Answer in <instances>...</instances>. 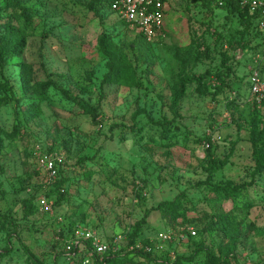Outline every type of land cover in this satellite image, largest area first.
I'll use <instances>...</instances> for the list:
<instances>
[{
    "label": "rangeland",
    "instance_id": "rangeland-1",
    "mask_svg": "<svg viewBox=\"0 0 264 264\" xmlns=\"http://www.w3.org/2000/svg\"><path fill=\"white\" fill-rule=\"evenodd\" d=\"M91 1L0 0V37L23 31L9 40L0 69V85L8 81L21 99L22 128L10 138L14 103L0 90V264L66 263L76 230L104 241L119 262L127 255L124 264H207L209 254L264 264V176L253 175L249 137L253 116L264 130V108L248 85L253 67L264 74L261 36L215 0L211 9L204 0H167L163 32L147 42ZM18 6L36 15L27 28L16 21ZM103 35L117 46L134 43L136 55L125 53L141 89L103 83ZM196 46L208 56L182 67ZM226 67L221 83L216 75ZM37 85L46 87L42 98L31 94ZM78 103L102 116L92 122ZM161 121L172 127L154 124ZM36 153L59 159L56 179ZM212 160L223 165L209 176ZM226 185L245 189L225 198L215 189Z\"/></svg>",
    "mask_w": 264,
    "mask_h": 264
},
{
    "label": "trees",
    "instance_id": "trees-1",
    "mask_svg": "<svg viewBox=\"0 0 264 264\" xmlns=\"http://www.w3.org/2000/svg\"><path fill=\"white\" fill-rule=\"evenodd\" d=\"M115 1L116 0H92L91 5L93 6L105 5L109 9H111V6L115 3ZM211 3L212 1L210 0L203 1V4L207 9H211ZM215 4L217 8H220L228 13H232L237 15V17H240V21L247 23V25H251L253 29H255L257 34L260 35L258 31L259 16L257 15V13L250 14L247 8H241L236 2H230V1L225 2L222 7H218L217 1L215 0ZM18 10L19 13L15 17L16 21L17 23H22V28H27L32 18H34L36 15L30 8H20L18 6ZM22 32H23L22 30H17L15 31L14 33L15 35L13 36H10L8 38H3L4 36L0 37V69H3L5 67V59L7 55L4 54V51L9 46V40L20 37L22 35ZM143 40L145 41L144 38ZM135 48L136 47L134 43L117 46L111 42L110 38L107 35H103L99 38L98 49L101 55L103 56V58L106 60V69H107V73L103 77L104 84H120L134 89L142 88L141 80L136 79L133 73L132 66L125 53V51L127 50L128 53L130 52L133 56H135L136 55ZM186 54L187 56L184 57V60L181 62L182 67H184L187 62L191 61L193 63H197L202 59L206 58L208 56V49L206 47L203 51H199V46H196L195 49H190L189 47H187ZM137 62H139V60H137ZM230 72L231 69L229 67H226L223 74L216 75L217 80H219L221 83H224L225 78H228L230 76ZM141 73L146 78V82H147L146 88L148 87L151 88L152 85L150 83V80L148 79V76L150 74L149 67H147L146 69H142ZM260 73L263 74L261 70ZM205 77L206 75H203L200 78L203 79ZM45 89L46 87L37 85L31 90V94L42 98L43 90ZM0 90L6 91L9 96V99L14 103V114L16 119V125L14 127V132L10 135V138H16L17 134L21 133L22 131L20 119H19V109H18L21 103V99L17 98L15 94L12 92V88L9 85L8 81H4L2 85H0ZM220 92L221 90L217 94H219ZM78 106L83 112L87 113L90 116L92 122L94 123L98 118L102 116L99 107L90 108L85 104H79V103ZM154 124L163 129L172 127V123L167 121L155 122ZM118 127H119L118 125H112L111 128H118ZM129 130L130 132L137 131V129L135 128L133 129L129 128ZM249 131H250L249 132L250 143L252 147V158L254 161L253 175L256 174V175L264 176V150L261 149V146L264 143V130H258V120L255 118V116H253L251 119V123L249 125ZM216 165L217 167H215ZM222 165L223 164H218V162L216 161L213 160L210 161V164L206 168L207 172L209 173V176L213 173L215 168H221ZM243 189L245 188L241 186L231 187L226 185L223 188H216L215 190L218 192H222L225 198H230V197H238L239 195L241 196ZM173 207H174L173 204L165 205L166 212H168L169 214L171 213L173 214L174 213ZM163 212L164 211H162V213ZM173 216H175L174 218L176 219L178 218L179 215L175 213ZM229 222L230 221L227 216H221L219 223L223 226L222 230L227 231L229 229ZM186 236L191 237L188 232H186ZM89 247H90L89 243L84 242L77 249H74L72 252L75 254V256L74 258H72L71 262L77 260L78 264H81L82 260L85 257L89 256L90 263L93 264H124L125 262L130 263V261L127 259V255L123 256V262H119L117 255H114L113 253H108L104 255L100 260L99 257H97L96 255L89 254L88 252ZM79 250H80V254L78 253ZM228 258L229 257L227 256L226 258L221 259L209 254L207 255L206 261L207 264H231L230 259ZM63 264H69V262L68 261L66 263L63 262Z\"/></svg>",
    "mask_w": 264,
    "mask_h": 264
},
{
    "label": "built area",
    "instance_id": "built-area-1",
    "mask_svg": "<svg viewBox=\"0 0 264 264\" xmlns=\"http://www.w3.org/2000/svg\"><path fill=\"white\" fill-rule=\"evenodd\" d=\"M167 0H116L111 6V10L116 12L118 17L125 23L133 26L139 31L141 36L147 42H152L156 37L161 36L163 32V21L165 18V5ZM218 7H222L225 2H236L241 8H247L250 14L259 16L258 31L264 44V2L260 0H216ZM249 94L253 102L264 108V75L260 73L258 67H253L249 74ZM36 162L39 168L47 175L49 179H56L58 176L57 163L59 159L51 154H35ZM190 236H195V231L188 229ZM159 240L163 243H167L171 240V236L167 234H160ZM182 238L180 235L178 237ZM73 243H70L66 247L68 253L67 261L69 264L75 254L72 252L77 249L84 242H88L89 254L96 255L101 258L108 254L114 253L115 250L111 249L104 241L95 238V235L86 232L76 230L73 234ZM80 254V250L78 251ZM89 256L85 257L81 264H89Z\"/></svg>",
    "mask_w": 264,
    "mask_h": 264
}]
</instances>
